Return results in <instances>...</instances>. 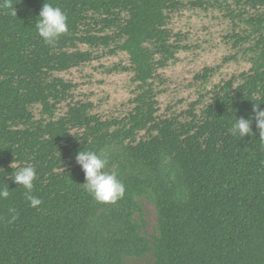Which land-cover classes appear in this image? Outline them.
Listing matches in <instances>:
<instances>
[{"label": "trees", "instance_id": "obj_1", "mask_svg": "<svg viewBox=\"0 0 264 264\" xmlns=\"http://www.w3.org/2000/svg\"><path fill=\"white\" fill-rule=\"evenodd\" d=\"M44 3L67 14L69 31L55 46L35 28ZM11 5L0 0V188L10 192L0 199V264H134L146 256L149 264H264V141L254 118L252 135L229 131L236 117L254 115L255 103L264 109V0ZM186 11L218 21L219 33L210 31L216 50L192 41V26L178 17ZM202 51L208 60L190 72L194 99L162 110L164 72L196 66ZM119 55L127 62L101 63ZM93 62L108 75L130 74L118 113L75 98L77 84L61 75ZM81 150L108 160L106 171L125 187L117 203L85 190ZM27 165L37 173L38 207L11 178ZM143 200L156 210L151 234Z\"/></svg>", "mask_w": 264, "mask_h": 264}, {"label": "rangeland", "instance_id": "obj_2", "mask_svg": "<svg viewBox=\"0 0 264 264\" xmlns=\"http://www.w3.org/2000/svg\"><path fill=\"white\" fill-rule=\"evenodd\" d=\"M178 17L182 24L189 23L192 26V30L195 32L192 37L193 42L196 40L202 46L208 45V48L216 50L214 45L218 43L215 39V34L219 33L217 27L218 21L213 20L210 13L201 12L199 16V13L186 11L179 14ZM207 29L209 30L208 32ZM210 31L215 34L210 35ZM225 50L226 47H224L221 53ZM207 60L208 53L202 51L197 59L191 63L196 64V66L182 68L176 63L175 66L169 67L164 72V76L168 77L169 81L167 92L159 98L162 110L167 108V105H176L180 99L183 100V103L178 104L177 109L182 108L183 105L185 106L194 99L196 94L193 91L197 92V90L189 87L191 82L190 72L202 66ZM119 61L126 63L127 59L124 55L111 56L107 60L101 61V63L114 64ZM99 63H88L63 72L61 75L77 84L74 91L75 98L91 100L95 105L99 106L102 112L118 113L124 107V104L126 105L130 96V87L128 86L130 84V74H105L104 69L99 66ZM231 67L236 70L242 68V66L236 65ZM231 69H228V71L230 72ZM221 77L222 75L215 76L210 81L211 83H216ZM143 211L145 212L144 219L147 222V232L151 234L156 228V210L153 203L149 200H143ZM149 262L150 258L147 256L134 260V264H149Z\"/></svg>", "mask_w": 264, "mask_h": 264}, {"label": "clouds", "instance_id": "obj_3", "mask_svg": "<svg viewBox=\"0 0 264 264\" xmlns=\"http://www.w3.org/2000/svg\"><path fill=\"white\" fill-rule=\"evenodd\" d=\"M3 6L11 8V0H3ZM15 13V9L13 10ZM39 20L35 22V28L40 37L48 45L55 46L61 35L69 31L67 24V14L59 7H54L50 3H44L38 14ZM249 118L243 116L236 117L235 122L229 129L231 135L243 139L246 135H252V120L255 119L256 127L259 130V139L264 141V109L260 104L253 105ZM76 162L79 164L85 175V182L82 183L85 190L100 203L115 204L125 194L124 184L118 179L115 172L106 171L108 160L100 158L94 151H79L76 154ZM11 167L14 165L11 164ZM12 180L22 186L25 190V198L30 202V206L38 207L42 200L32 195L34 181L37 178L36 170L33 166L20 167ZM10 195L8 187L0 188V199H7ZM14 211V209H10ZM15 219V217H13Z\"/></svg>", "mask_w": 264, "mask_h": 264}]
</instances>
